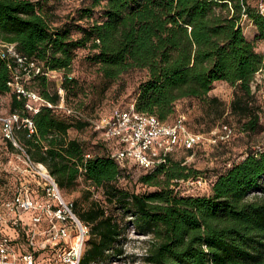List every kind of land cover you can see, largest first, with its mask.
I'll return each mask as SVG.
<instances>
[{"label":"trees","instance_id":"16d2710c","mask_svg":"<svg viewBox=\"0 0 264 264\" xmlns=\"http://www.w3.org/2000/svg\"><path fill=\"white\" fill-rule=\"evenodd\" d=\"M88 1L77 18L55 24L45 7L48 0H0V40L15 44L17 52L42 69L28 77L40 90L37 95L43 101L38 103L8 85L16 63L0 56V94L10 93L11 113L31 117L35 124L32 135L20 129L17 139L34 162L46 166L60 190H75L81 180L86 183L87 208L79 199L69 201L90 227L81 264L123 255L121 241L128 225L145 237L140 259L147 264H264V148L249 150L217 174L210 195L184 196L177 190L179 183L200 173L185 162L190 151L180 160L174 158L176 153L169 155L152 171L139 168L135 161L122 166L111 157L113 145L101 139L87 120L59 108L61 87L65 104L85 112L69 104L78 87L69 71L76 51L89 48L88 59L99 66L107 85L129 71L147 70L148 78L136 90L135 106L162 121H168L183 99L206 101L223 117V102L210 92L217 81L229 83L234 88L230 113L241 123L242 132L254 134L261 129L264 109L252 82L264 72V54L246 38L242 20H251L258 28L257 38L264 39V16L248 0ZM103 2L102 21L79 22ZM56 71L65 75L55 89L46 73ZM28 103L38 105L39 111L30 112ZM185 123L189 127L186 118ZM87 128L96 133L94 145L99 149L70 135ZM135 170L141 172L138 182L155 189L128 190L124 184ZM91 187L101 191V199L93 197Z\"/></svg>","mask_w":264,"mask_h":264},{"label":"built area","instance_id":"2783aa9c","mask_svg":"<svg viewBox=\"0 0 264 264\" xmlns=\"http://www.w3.org/2000/svg\"><path fill=\"white\" fill-rule=\"evenodd\" d=\"M257 9L264 16V0L259 2ZM0 56L6 61L13 58L16 63L14 78L8 85L15 92L42 102L39 95L26 91L23 84V77L42 72L41 66L17 52L15 44L2 40ZM51 73L46 74L50 76ZM59 93L62 96L59 108L74 118L87 120L101 139L113 145L111 157L122 166L135 161L139 168L152 171L166 163L169 155L180 151L191 152L186 156L185 162H188L193 160L206 140L216 144L219 140H227L232 133V129L224 125L221 135L215 131L206 137L191 131L183 117L173 122L162 121L155 115L139 112L135 102L125 109L116 108L111 114L95 119L80 109L67 106L63 88H59ZM26 106L30 112L39 111L38 105L28 103ZM0 125L3 138L13 143L27 166L34 170L37 187L41 190L34 195L31 184L22 183L13 198L4 203L5 212H0V227L10 232L0 236V264H81L90 227L64 199L46 166L34 162L17 139L16 132L20 129H26L28 136L35 132L33 119L21 118L13 112L0 116ZM40 196L44 199H39ZM92 264H104V261Z\"/></svg>","mask_w":264,"mask_h":264},{"label":"rangeland","instance_id":"374dc122","mask_svg":"<svg viewBox=\"0 0 264 264\" xmlns=\"http://www.w3.org/2000/svg\"><path fill=\"white\" fill-rule=\"evenodd\" d=\"M36 1V0H33ZM261 0H248L249 4L257 8ZM89 4L88 0H48L45 5L54 17L55 24H59L73 17L79 16V10ZM104 4L97 7L93 14L79 21L83 25H88L96 21H102L104 14ZM242 27L247 39L254 42L256 51L264 54V39L257 38L259 33L257 26L244 17ZM75 37L79 34L75 33ZM89 48H79L76 51V57L73 60L69 74L78 80V87L72 91L69 97V104L83 109L88 116L98 119L107 116L116 108L128 107L134 102L136 90L139 84L148 78L147 70H132L122 74L118 80L107 85L102 77L99 66L89 61ZM64 71L52 72L48 78L52 83V88L61 86L64 78ZM23 83L32 93L41 94L36 82L27 76L23 77ZM252 88L256 92L259 104L264 109V72L257 73L252 82ZM234 88L225 81H217L210 92V96H217L225 109L224 116L219 118L215 106H209L208 102L197 99H183L176 103L175 112L168 118V121H175L178 118H186L191 130L209 137L212 132L222 134L224 123L232 129V133L227 140H219L216 144H210L207 140L196 152L193 160L188 161L187 165L199 171V177L190 178L188 181H181L177 187L181 195L199 196L210 195L212 185L217 174L225 171L231 164L239 162L249 150L264 148V113L261 119V129L254 134H246L241 131V123L230 113V104L233 99ZM11 94H0V116H6L11 113L10 109ZM39 103V102H38ZM70 135L80 136L89 143L90 149H99L95 147L94 141L98 137L93 129L87 128L77 133L71 131ZM185 152H178L174 158L182 159ZM141 172L135 170L131 181L124 186L130 191L145 192L154 190V187H148L138 182ZM37 176L34 170L27 166L23 155L16 149L11 148L8 142L3 138L0 125V212H5L4 203L13 198L19 186L22 183H30L34 195L41 191L36 184ZM86 183L81 180L75 190H61L65 200L74 201L79 199L80 205L86 209L88 202L83 197V191ZM93 197L102 198L100 190L94 189ZM42 195V194H41ZM257 196H262L258 193ZM254 195H250V199ZM39 199H44L40 196ZM117 214H120L117 212ZM130 217H126L128 222ZM10 230L0 227V236ZM90 238V236H89ZM144 236L137 234L132 225L126 229V239L122 240L125 253L116 259H106L104 264H147L140 259L144 252ZM87 247V245H86Z\"/></svg>","mask_w":264,"mask_h":264}]
</instances>
